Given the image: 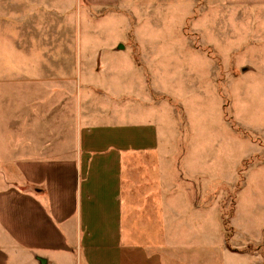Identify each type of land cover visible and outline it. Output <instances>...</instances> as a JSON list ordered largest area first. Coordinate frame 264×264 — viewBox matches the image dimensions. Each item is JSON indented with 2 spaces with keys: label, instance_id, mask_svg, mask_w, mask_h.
<instances>
[{
  "label": "rangeland",
  "instance_id": "rangeland-1",
  "mask_svg": "<svg viewBox=\"0 0 264 264\" xmlns=\"http://www.w3.org/2000/svg\"><path fill=\"white\" fill-rule=\"evenodd\" d=\"M262 30V6L227 0H0V156L20 159L22 105L80 96L86 76L95 104L105 82L125 120L158 128L187 197L174 236L200 238V264H264Z\"/></svg>",
  "mask_w": 264,
  "mask_h": 264
},
{
  "label": "crops",
  "instance_id": "crops-1",
  "mask_svg": "<svg viewBox=\"0 0 264 264\" xmlns=\"http://www.w3.org/2000/svg\"><path fill=\"white\" fill-rule=\"evenodd\" d=\"M227 1L264 8V0ZM259 37L264 46V30ZM95 64L103 78L106 65ZM85 79L80 96L58 92L48 107L38 99L21 107L30 122L20 159L0 156V264H200V238L174 236L187 197L167 188L157 126L125 120L105 82L93 104Z\"/></svg>",
  "mask_w": 264,
  "mask_h": 264
}]
</instances>
